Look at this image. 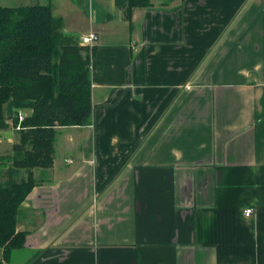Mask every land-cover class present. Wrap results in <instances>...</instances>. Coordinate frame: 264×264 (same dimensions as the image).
I'll list each match as a JSON object with an SVG mask.
<instances>
[{"label": "crops", "instance_id": "obj_1", "mask_svg": "<svg viewBox=\"0 0 264 264\" xmlns=\"http://www.w3.org/2000/svg\"><path fill=\"white\" fill-rule=\"evenodd\" d=\"M38 2L98 42L92 123L60 128L21 206L24 264H264V0H151L131 23Z\"/></svg>", "mask_w": 264, "mask_h": 264}, {"label": "trees", "instance_id": "obj_2", "mask_svg": "<svg viewBox=\"0 0 264 264\" xmlns=\"http://www.w3.org/2000/svg\"><path fill=\"white\" fill-rule=\"evenodd\" d=\"M33 1L27 7L0 6V131L13 122L20 124L21 135L13 154L0 157V179L7 177L0 182V264L11 263L26 247L28 233L18 230V216L39 184L31 169L54 166L60 128L88 127L93 119L91 65L97 46L80 45L63 32L50 5ZM116 3L129 23L133 9L151 6V0ZM21 110H31L23 121ZM21 171L29 173L20 176Z\"/></svg>", "mask_w": 264, "mask_h": 264}, {"label": "rangeland", "instance_id": "obj_3", "mask_svg": "<svg viewBox=\"0 0 264 264\" xmlns=\"http://www.w3.org/2000/svg\"><path fill=\"white\" fill-rule=\"evenodd\" d=\"M31 113V110H21L19 111L18 116L22 115H29ZM21 142V135H20V124L15 125V123L10 122V126L8 130L0 131V157L4 155H12L13 154V146L16 143ZM25 148L29 149V144L25 146ZM10 166V165H7ZM31 172L34 177L37 176V174L40 172L41 174H45V170L43 171L41 168H33L31 169ZM28 171H21L20 176H27ZM2 173L0 174V176ZM6 176V175H5ZM7 181V177H1L0 182ZM31 258V254L22 250H18L14 253L12 263L11 264H24L26 261H28Z\"/></svg>", "mask_w": 264, "mask_h": 264}, {"label": "built area", "instance_id": "obj_4", "mask_svg": "<svg viewBox=\"0 0 264 264\" xmlns=\"http://www.w3.org/2000/svg\"><path fill=\"white\" fill-rule=\"evenodd\" d=\"M98 42V36L95 34V33H89L87 34L86 36H82L79 40H78V43L82 46H91V47H94L96 46ZM23 117L20 116V120H22ZM245 216L246 217H251L253 214H254V210L253 209H247L245 212H244Z\"/></svg>", "mask_w": 264, "mask_h": 264}]
</instances>
